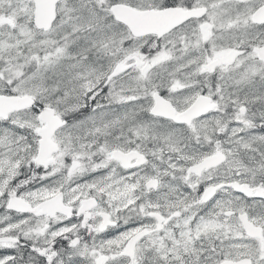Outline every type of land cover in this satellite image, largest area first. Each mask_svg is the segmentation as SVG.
Listing matches in <instances>:
<instances>
[{
    "label": "snow or ice",
    "instance_id": "obj_1",
    "mask_svg": "<svg viewBox=\"0 0 264 264\" xmlns=\"http://www.w3.org/2000/svg\"><path fill=\"white\" fill-rule=\"evenodd\" d=\"M0 264H264V0H0Z\"/></svg>",
    "mask_w": 264,
    "mask_h": 264
}]
</instances>
